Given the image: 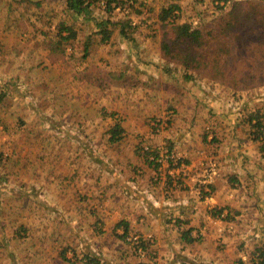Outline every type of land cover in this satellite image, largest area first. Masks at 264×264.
<instances>
[{"label":"rangeland","instance_id":"obj_1","mask_svg":"<svg viewBox=\"0 0 264 264\" xmlns=\"http://www.w3.org/2000/svg\"><path fill=\"white\" fill-rule=\"evenodd\" d=\"M169 1L155 3H176L179 20L216 32L219 70H185L165 58L158 15L154 27H144L138 16L149 8L139 0L111 12L97 3L90 18L75 19L65 0H0V264H211L199 253L213 264H252V254H226L223 242L205 245L201 230L216 229L194 206L230 188L249 193L262 181L228 173L239 174L244 161L225 168L208 158L225 151V127L240 123L237 139L251 140V153L264 156V129L254 140L246 121L254 109L264 115V0ZM232 16L239 25L223 36ZM95 19L113 23L106 41L93 32ZM62 22L75 33L61 30L69 36L64 42L57 35ZM230 85L244 91L227 96ZM210 121L224 129L220 138L206 128ZM184 124L194 130L183 154L186 146L172 147L158 134ZM147 153L157 154L155 169L144 161ZM192 162L208 178H193ZM214 207L223 208L221 216ZM214 207L207 210L211 222L233 219L227 206ZM177 218L196 240L183 242ZM120 220L130 227L125 240ZM159 234L176 243L168 261L155 251Z\"/></svg>","mask_w":264,"mask_h":264},{"label":"crops","instance_id":"obj_2","mask_svg":"<svg viewBox=\"0 0 264 264\" xmlns=\"http://www.w3.org/2000/svg\"><path fill=\"white\" fill-rule=\"evenodd\" d=\"M139 1L142 3L143 8L145 7L149 9H145V11L141 13V18L140 16H138V19H145L144 27H150V26L154 27V24L152 25L151 21L154 20V22H156L157 20L156 16L158 15L160 8L166 4H162V3L156 4L155 3L156 0H139ZM179 1L184 6H190L195 0H179ZM155 6L157 7L156 11L154 9L152 10V7ZM205 8L206 5L202 8L203 13L207 12ZM149 11L157 12L155 18L153 17L154 19L152 17L148 18ZM144 13L147 15H145ZM138 19H136V23L138 22ZM226 88L227 90L225 95L227 96L230 95V93L232 94L235 92L239 93L244 91V89L239 90L236 86H232V85ZM218 107L219 106H216L215 108ZM219 111L221 110L219 109ZM216 114H218V112ZM238 121L239 120H237L236 122ZM239 125L240 126L242 125L241 127L245 126L243 123H240ZM239 125L231 124L225 127V131L229 132L230 134L229 141L225 143L226 149L224 152L222 151L218 152L217 150L216 153L217 155L209 157L208 161H213L218 165L223 163V166L225 168H228L230 164L233 165L234 162L244 161L243 167L240 169L239 174L238 171H234V170H231L228 173L229 174L237 173L238 175L236 174V176L243 175V177H248V179L251 178L253 174H255L254 177H260L262 181L260 182H257L256 180L250 181V182H257V185L253 186L252 188V190L255 192L250 190L249 193H245V190L243 189L237 190L236 188H232V189L230 188L229 191L222 193V195L219 198L212 197L211 199L205 198L203 200H199L197 202L198 204L195 205L194 207L198 208L197 210L200 213L199 217L205 220L207 225L212 226V228L216 229V231L214 232H206V230H201L203 235L202 239L204 240L205 245L207 243L210 244L213 240H218L226 244L225 247L227 251L230 250H232L233 252L236 251L238 256H242L243 258H245L246 255L252 254L253 257L252 264H259V262L262 260V257L259 258L258 256L262 252L264 253V193L262 192V190L264 189V156H262L260 153H251L255 145L251 140H248L245 137L244 139L243 138L240 140L237 139L243 134L241 128H238ZM207 127L211 128L212 135H215L217 137H219V133H221V131L224 130L221 127V125L215 123V121H210V126H206V128ZM193 130H194L193 127H189L187 124H184L178 126L176 129H168L166 131H162L161 134L158 135L160 136L162 142L171 143L172 147H173V143L175 148L176 145L177 146L179 145L180 147L186 146V149L183 150V154H184V152L190 146V138H191L190 135ZM146 134L147 136L154 138L155 136H158L149 132H146ZM250 142H252L251 143L252 148L249 147ZM239 146L242 147L241 150H239L238 148ZM188 158H190V156H188ZM190 165L192 167L189 166L188 169L192 171L191 174H193V178L199 175L208 178V174H202L200 172H197V170L193 169L194 167H197V164L195 162H192ZM199 165L200 167H202L203 162H200ZM185 167L181 169L184 172V174L186 173ZM222 170H223L222 168L221 170H219V173L215 179H222V175H221ZM171 175H173V173H171ZM173 176H175V174ZM214 206H218V207L227 206L229 210L228 216L229 217L232 216L233 219L229 221L214 219L211 222L207 210H209L211 207ZM181 208L184 209L185 206H182ZM205 227L206 226H203V228ZM191 235L192 237L195 236L193 234ZM150 238L151 239L149 240L153 242L152 237ZM156 244L157 245L155 247V251L158 250L157 252L165 253L164 254L165 260L168 261L170 258V251H171L169 247L170 245L173 246V244L176 245L174 240L169 239L165 234H159L158 238L156 239ZM240 244H243V246L240 249H238L237 246ZM248 246H250L249 251L246 249V247ZM227 251L226 254H230V255L232 254V251L230 252ZM206 257L208 258L209 262L213 264L211 259H209L208 257V253H199L197 259L206 258ZM220 258L222 259L221 256Z\"/></svg>","mask_w":264,"mask_h":264},{"label":"trees","instance_id":"obj_3","mask_svg":"<svg viewBox=\"0 0 264 264\" xmlns=\"http://www.w3.org/2000/svg\"><path fill=\"white\" fill-rule=\"evenodd\" d=\"M128 1L129 0H65L64 6L65 12L68 15L69 19H75L77 18V16L90 18V15H92L97 3L103 2L104 10L106 12H111L117 7H123ZM134 2H137V0H131L129 6H132ZM179 10L180 8L176 3H168L167 5L162 6L159 10L158 23L161 32L159 48L161 54L168 60L181 64L183 68H185V70L197 71L200 68L204 67H210L211 70H219L221 65L220 58L215 52L220 55L221 53H219V51L214 52L211 47L216 44V42L212 40L217 39L216 37L212 38V36L216 32H213L207 28L193 26L186 21L179 20ZM238 22L239 21H237L233 16L230 20L227 19L226 21H223V32L221 34L224 36L226 31L236 30V27L239 25ZM92 23L96 28L93 32L101 35V41H106L112 33L113 23L109 21V19H95ZM127 23L128 21L120 22V26H118L120 33L123 35L126 33L125 28L127 27ZM109 25L111 26V28H109ZM61 30L68 31L71 36H74L75 34L67 23L62 22L59 27V32L57 33L58 37L62 39L61 42L69 39V36L62 37L60 33ZM222 44L223 43H221V46ZM203 49L205 51H203ZM87 50L88 43L85 44L83 55L86 54ZM260 117H264V115H261L258 109H254V112L248 115V119H246L251 128H254V131L252 132L254 134V140H258V138H260V136H262L263 134L262 130L264 129V125L262 122L263 120L260 119ZM119 133L120 129H118V126L113 128L111 130V138L113 139L114 136ZM156 158L157 154L147 153V155L144 157V161L148 162V165L153 166V168L155 169L159 165L158 163H154ZM222 209L223 208L215 209L214 207L212 209L213 215H220ZM225 219H228V216H225ZM175 222L179 229L178 232L180 234V238L184 242L189 243L197 239L195 237H192V235L190 234L192 230L191 227H188L186 229L181 228V223H183L181 219L177 218ZM117 226L122 227V233L119 234L118 237L125 240L130 233L128 222L125 220H120L117 223ZM139 243L142 247H144V242ZM86 257L90 258L89 255ZM258 257H262V260L259 262V264H264V253L262 252ZM93 262L98 264L100 261L96 258H90L87 264H91Z\"/></svg>","mask_w":264,"mask_h":264},{"label":"built area","instance_id":"obj_4","mask_svg":"<svg viewBox=\"0 0 264 264\" xmlns=\"http://www.w3.org/2000/svg\"><path fill=\"white\" fill-rule=\"evenodd\" d=\"M140 250H141V252H142V250H143V249H142V248H140Z\"/></svg>","mask_w":264,"mask_h":264}]
</instances>
